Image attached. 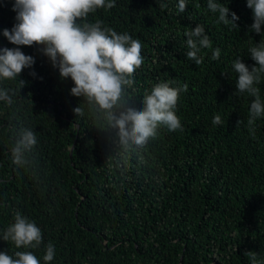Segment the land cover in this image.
I'll list each match as a JSON object with an SVG mask.
<instances>
[{
    "label": "trees",
    "instance_id": "16d2710c",
    "mask_svg": "<svg viewBox=\"0 0 264 264\" xmlns=\"http://www.w3.org/2000/svg\"><path fill=\"white\" fill-rule=\"evenodd\" d=\"M215 2L229 7V18L237 14L238 28L217 23L208 0H186L183 13L178 0H115L79 21L141 42L143 64L125 87L124 107L143 110V95L161 82L181 89L182 130L159 125L146 145L125 148L103 112L71 95L74 82L60 78L43 46L3 36L17 21L14 0H0V49L19 47L35 61L15 80H0L13 97L11 106L0 102V251H32L41 264L50 242L48 264H251L246 252L264 262V117L248 125L254 97L237 91L232 68L238 58L255 65L249 49L264 40V26L250 30L247 0ZM197 25L211 41L200 65L187 59L184 35ZM255 86L264 102V74ZM20 127L37 137L24 167L11 160ZM17 212L41 229L38 247L3 241Z\"/></svg>",
    "mask_w": 264,
    "mask_h": 264
},
{
    "label": "clouds",
    "instance_id": "9594fccd",
    "mask_svg": "<svg viewBox=\"0 0 264 264\" xmlns=\"http://www.w3.org/2000/svg\"><path fill=\"white\" fill-rule=\"evenodd\" d=\"M115 0H14L13 11L17 23L11 30L4 29L3 36L13 45H41L53 67L58 68L60 78H71L74 87L71 95L86 99L90 110L103 112L110 127L117 130L120 143L125 148L144 146L157 135L159 125L170 131L182 130L179 117L175 112L181 89L171 87L167 82L156 84L142 97L143 110L124 107L125 87L134 83L132 76L143 64L142 44L128 33L118 34L111 28H102L101 22L86 21L87 16L98 8L111 9ZM160 8L167 5L161 3ZM252 9V32L261 34L264 26V0H247ZM187 8L186 0H178L177 10L183 13ZM207 8L218 13L217 23L238 28L239 17L231 12L227 5L208 0ZM189 49L188 60L196 65L203 63L204 57L198 55L202 48H210L211 41L205 29L197 25L195 29L184 33ZM251 58L256 62L249 68L241 58L232 62L237 74L236 89L254 97L249 110L248 125L264 117V102L259 89L255 86L264 74V40L250 47ZM220 49L213 51L212 59L218 60ZM34 58L25 55L19 47L0 49V80H15L23 69L34 64ZM34 74V73H33ZM21 83H24L20 80ZM183 90H187V85ZM0 102L7 106L13 103V97L7 89L0 88ZM124 108V110H117ZM74 112L84 115V109L78 106ZM220 115H215L213 124H221ZM239 123V121H238ZM37 137L30 128L20 127L13 133L11 160L17 167L29 164L28 156ZM3 241H11L17 249L36 248L42 243L41 229L22 216L15 214L14 223L4 231ZM251 264H264L257 259V253L246 252ZM55 256V247L50 242L46 247L43 261L45 264ZM0 264H41V260L32 251H15L14 254L0 251Z\"/></svg>",
    "mask_w": 264,
    "mask_h": 264
}]
</instances>
